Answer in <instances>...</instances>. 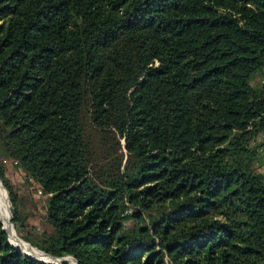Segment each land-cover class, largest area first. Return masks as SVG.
Wrapping results in <instances>:
<instances>
[{
    "label": "trees",
    "instance_id": "1",
    "mask_svg": "<svg viewBox=\"0 0 264 264\" xmlns=\"http://www.w3.org/2000/svg\"><path fill=\"white\" fill-rule=\"evenodd\" d=\"M0 179L78 264H264V0H0Z\"/></svg>",
    "mask_w": 264,
    "mask_h": 264
},
{
    "label": "rangeland",
    "instance_id": "2",
    "mask_svg": "<svg viewBox=\"0 0 264 264\" xmlns=\"http://www.w3.org/2000/svg\"><path fill=\"white\" fill-rule=\"evenodd\" d=\"M257 80H258V78L256 77L255 79L252 80V83H255ZM100 162H103V161L100 159ZM6 172H7V175L9 176V178L11 179V181L13 182L16 190L22 196L23 201L25 202V208L28 209L29 212L31 213L30 217L28 219L29 228L32 231H34L35 229L36 230L42 229L44 226L47 225L46 221H45V216H44V214H45L44 201H45L46 196L44 194H42V192L39 190L40 188L37 184L27 183L24 180L23 173L18 168L13 166L11 164V162L7 163ZM9 201H10V199H9ZM8 210H9V206H8ZM10 213H12V211ZM127 222H129V221H127ZM17 235H18V233H17ZM11 241H13V240L11 239ZM28 243L30 244V242H28ZM24 244L27 247L35 250L34 248L30 247L28 244H26V243H24ZM33 247H35V246H33ZM36 249H38V248H36Z\"/></svg>",
    "mask_w": 264,
    "mask_h": 264
},
{
    "label": "bare ground",
    "instance_id": "3",
    "mask_svg": "<svg viewBox=\"0 0 264 264\" xmlns=\"http://www.w3.org/2000/svg\"><path fill=\"white\" fill-rule=\"evenodd\" d=\"M8 203H9V200H8L6 194H5L3 185L0 182V217L3 218V223L2 224H3V226L6 229V231L9 234L10 241L12 239L13 240V241H11L12 243H14L15 245L19 246L24 251L33 254L34 256H37V257H40V258H43V259H46V260H52L53 259L52 256L46 255L43 252H41L40 250H33V249L27 247L21 241V239L17 235V232L15 230V226L11 222V217L9 215V210H8ZM69 259L71 260L72 264H77L73 257L69 256Z\"/></svg>",
    "mask_w": 264,
    "mask_h": 264
},
{
    "label": "water",
    "instance_id": "4",
    "mask_svg": "<svg viewBox=\"0 0 264 264\" xmlns=\"http://www.w3.org/2000/svg\"><path fill=\"white\" fill-rule=\"evenodd\" d=\"M0 182H1V184L3 185L1 179H0ZM3 187L5 188L6 193H7V195H8V191H7L6 187H5L4 185H3ZM8 199H9V196H8ZM10 212H11V203H10ZM11 217H12V213H11ZM0 221H1V220H0ZM1 222H2V221H1ZM12 224H13V223H12ZM2 227H3V229L6 231V229H5V227L3 226V224H2ZM6 232H7V231H6ZM7 234H8V232H7ZM8 241H9L13 246H15L16 248L20 249L22 252H24L25 254L30 255V256H32V257H34V258H36V259L43 260V261H48V262H61V261L67 260L70 264H72L71 260L69 259V256H71V255H65V256H54V255L49 254V253H47V252H45V251H43V250L38 249V250H40L41 252H43L44 254L53 257L52 260H46V259H43V258H40V257L34 256L33 254H31V253H29V252L24 251L22 248H20L19 246L15 245L14 243H12V242L10 241V239H9V236H8ZM71 257H73V256H71ZM73 258H74V257H73ZM74 259H75V258H74ZM75 262L77 263V260H76V259H75ZM77 264H78V263H77Z\"/></svg>",
    "mask_w": 264,
    "mask_h": 264
}]
</instances>
